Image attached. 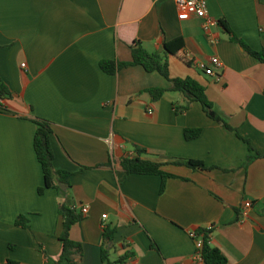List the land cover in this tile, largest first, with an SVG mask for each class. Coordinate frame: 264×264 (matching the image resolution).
Returning a JSON list of instances; mask_svg holds the SVG:
<instances>
[{"label": "crops", "instance_id": "1", "mask_svg": "<svg viewBox=\"0 0 264 264\" xmlns=\"http://www.w3.org/2000/svg\"><path fill=\"white\" fill-rule=\"evenodd\" d=\"M208 9L264 51V0H208ZM203 25L202 18L180 21L176 0H0V77L14 94L0 106L1 264H56L63 253L61 197L56 189L38 193L45 177L34 149L36 118L51 123L55 169L73 174L68 203L89 210L70 233L83 248L77 264H204L191 232L212 227L231 264H264V63L221 24L210 32ZM178 38L186 47L167 54L171 77L205 86L232 130L198 102L178 114L187 104L182 93L154 102L148 90L172 87L159 73L131 66L108 75L100 67L131 62L135 41L165 55V42ZM191 129L202 132L188 141ZM136 146L174 176L164 193L161 177L124 172L121 161L136 156ZM249 156L257 159L244 168ZM20 216L29 230L16 226ZM107 226L116 233L105 261Z\"/></svg>", "mask_w": 264, "mask_h": 264}, {"label": "trees", "instance_id": "2", "mask_svg": "<svg viewBox=\"0 0 264 264\" xmlns=\"http://www.w3.org/2000/svg\"><path fill=\"white\" fill-rule=\"evenodd\" d=\"M225 29L230 40L238 44L247 54L253 56L261 63H264V51L258 52L253 50L245 41L240 39L234 31L231 29L227 22H219ZM165 55L158 53H149L142 45L140 41H135L131 46L132 61L131 62H114V61H102L100 67L103 72L108 75H116L119 71L131 67L141 66L148 73H159L161 76L166 78L172 87L169 89L154 88L148 90L154 102H157L163 98L168 91L182 93L186 99L187 104L182 108H177L176 112L182 114L190 108L193 103H200L203 107L204 112L207 116L222 124L227 129L231 127L216 113L213 104L208 100L206 94V87L201 83L192 78L180 79L172 78L170 73V65L168 61L169 55H179L185 49V40L178 38L170 42H165ZM207 73V72H206ZM13 92L9 86L0 77V106H5L2 101H8L13 97ZM37 125V131L34 138V149L37 159L42 167L45 184L39 188V195H44L48 189H56L61 197L59 204V215L63 219V232L60 236V240L63 242V253L60 260L56 264H77L74 260L76 254L82 255L83 248L80 244L75 243L70 238L72 228L79 222L84 220L82 212H78L75 206L69 204L68 194L72 188L71 179L73 174L66 171H58L55 169L54 161L55 154L51 144V135L53 134L51 123L44 119L36 118L34 120ZM202 130H186L185 138L190 141L197 139L201 135ZM239 137L245 140L241 135ZM249 145L250 150L254 151L250 141L245 140ZM147 154V151L136 146V156L125 157L121 161V166L126 175H146V176H159L162 178L161 193H164L166 189V182L168 179L173 178V175L168 174L163 170V164L144 159L143 156ZM257 157L249 156L244 164V168H248ZM177 165H184L193 170L210 171L213 170L207 167L205 163L195 160H180L175 162ZM16 226L24 229H30L29 220L25 216L18 217ZM116 229L110 226L104 228V241L105 249L103 250V260H108V254L111 244L114 240ZM191 233L193 241L196 245L199 242L202 243L201 247H197V256L201 257V262L204 264H231L229 257L225 252L213 242V235L215 228H198ZM107 244V248H106ZM152 247L159 253L161 250L159 246L152 241ZM14 248V246H11ZM124 263V260L121 261ZM1 264V260H0ZM7 264H17L12 261H8Z\"/></svg>", "mask_w": 264, "mask_h": 264}, {"label": "built area", "instance_id": "3", "mask_svg": "<svg viewBox=\"0 0 264 264\" xmlns=\"http://www.w3.org/2000/svg\"><path fill=\"white\" fill-rule=\"evenodd\" d=\"M176 6L180 21L202 18L204 19L203 28L206 32H210L212 27L217 26L219 24L218 21L212 19L209 15L208 0H176ZM212 64L218 68H221L223 66V64L218 58L213 59ZM23 67H26V65H23ZM199 67L201 70L207 72L209 76H215L214 72L210 70L206 64H200ZM2 104L5 105V101H2ZM251 207L252 204L250 202L245 204L246 209H250ZM88 211L89 210L87 207L83 208L82 214L87 215ZM103 218L106 219L107 215H105ZM193 235L194 233H191V236ZM201 245L202 243L199 242L197 247H201ZM198 259L201 261L200 256H198Z\"/></svg>", "mask_w": 264, "mask_h": 264}]
</instances>
